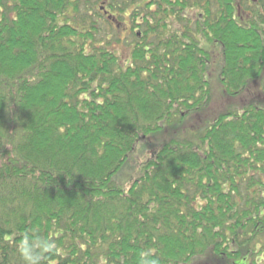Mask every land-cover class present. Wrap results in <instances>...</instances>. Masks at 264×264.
<instances>
[{
    "label": "trees",
    "instance_id": "1",
    "mask_svg": "<svg viewBox=\"0 0 264 264\" xmlns=\"http://www.w3.org/2000/svg\"><path fill=\"white\" fill-rule=\"evenodd\" d=\"M0 264H264V0H0Z\"/></svg>",
    "mask_w": 264,
    "mask_h": 264
},
{
    "label": "rangeland",
    "instance_id": "2",
    "mask_svg": "<svg viewBox=\"0 0 264 264\" xmlns=\"http://www.w3.org/2000/svg\"><path fill=\"white\" fill-rule=\"evenodd\" d=\"M120 35V34H119ZM124 36V34H123ZM121 37V35H120ZM122 39V37H121ZM114 46L117 47V50L119 52H121L122 55H126L127 50L126 48L122 45H115L114 43L112 44ZM217 79H216V73H215V66L211 68L210 70V85L212 86V92H213V99H212V103H213V108H218L221 104V100H220V88L219 85L216 83ZM221 108V107H219ZM186 129L188 130V126L186 127Z\"/></svg>",
    "mask_w": 264,
    "mask_h": 264
},
{
    "label": "flooded vegetation",
    "instance_id": "3",
    "mask_svg": "<svg viewBox=\"0 0 264 264\" xmlns=\"http://www.w3.org/2000/svg\"><path fill=\"white\" fill-rule=\"evenodd\" d=\"M255 254H256V252H255Z\"/></svg>",
    "mask_w": 264,
    "mask_h": 264
}]
</instances>
